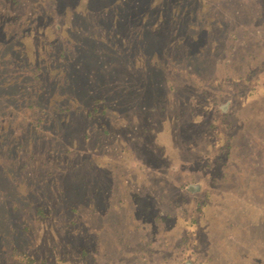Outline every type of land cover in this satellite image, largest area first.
<instances>
[{
    "label": "rangeland",
    "instance_id": "374dc122",
    "mask_svg": "<svg viewBox=\"0 0 264 264\" xmlns=\"http://www.w3.org/2000/svg\"><path fill=\"white\" fill-rule=\"evenodd\" d=\"M134 1L0 0V264H264V0Z\"/></svg>",
    "mask_w": 264,
    "mask_h": 264
},
{
    "label": "trees",
    "instance_id": "16d2710c",
    "mask_svg": "<svg viewBox=\"0 0 264 264\" xmlns=\"http://www.w3.org/2000/svg\"><path fill=\"white\" fill-rule=\"evenodd\" d=\"M77 1H81V4H80V6H77V7H80V8H82V9H84V8H89L90 7V9H89V13L91 14V11H92V13H93V10H92V3H91V1L92 0H77ZM96 1V0H95ZM123 2L125 1V0H122ZM135 2V4L136 5H138V6H145L146 5V3L143 1V0H135L134 1ZM103 7H105V5H103ZM170 7H172L171 5H165L164 4V6H163V13L162 14H164V15H166V14H168L169 12H170ZM67 11H69V12H75V10H74V6H72V8H69V7H67ZM105 11V10H104ZM162 12V11H161ZM76 13V12H75ZM81 15H85L86 16V14H83L82 12L80 13ZM105 15H106V12L104 13ZM72 19V18H71ZM74 19V18H73ZM72 19V20H73ZM169 23V22H168ZM158 26H156V27H154L155 25H154V23L150 26V25H148V32L147 33H151V32H155L157 35H155V36H152L151 35V38H150V40H151V42H152V44L157 48V49H159V50H162L163 52H168V50H172V51H174L175 50V47L172 45V46H170V40H174L173 41V43H176V38H169L168 36H170L171 34H173L174 32H175V29L173 28V27H171L170 26V24H157ZM101 36H102V34H101ZM105 37V39H103V37H101V41H106V36H104ZM114 44H115V42L113 43H111L110 44V47H113L114 46ZM4 54H2L1 52H0V60H3L4 59ZM21 58V54H17L15 57H14V59L15 60H19ZM93 60H97V64L99 63L98 62V59H97V57L96 56H94V58H93ZM23 64V65H22ZM2 67V66H1ZM0 67V71H2L3 69V67L1 68ZM26 66L24 65V63L20 60V65H18V70H21V69H24ZM48 78H50L49 76H48ZM94 91V90H93ZM62 93H64V92H62ZM85 93H87V92H84V94ZM125 93V92H124ZM86 96H87V94H85ZM68 97V96H67ZM66 99V98H65ZM109 105L106 103V101H105V99L103 98H95L94 99V101L92 100V103H90L89 104V107L85 110V107H84V109H83V111H84V116L85 117H89V118H92V119H94L96 116H97V114H103L104 113V110L105 111H108V109H109ZM74 114H78V110H76V108H74V109H72V108H70V104H68V103H66L65 105H62V106H60V105H58L57 106V108L55 109V111L53 112V114L51 115V118H52V120H53V122H55L56 124L57 123H63V124H65V123H69V120H71V118L73 117V116H78V115H74ZM79 117V116H78ZM40 121L41 120H37L36 121V124L38 123H40ZM104 125V124H103ZM103 125H100V126H103ZM72 126H73V124H72ZM106 126V125H105ZM107 131L105 130L104 131V133H106ZM108 133V132H107ZM54 136L56 137V139L58 140L59 139V137H58V135L57 134H55V132H54ZM87 137V135H85V134H83L82 135V139L83 138H86ZM72 146V145H71ZM84 162V161H83ZM28 165V164H27ZM74 169L75 170H80L79 169V164L77 165H75L74 166ZM32 171L33 170H28V175H32ZM78 172V171H77ZM81 173V172H80Z\"/></svg>",
    "mask_w": 264,
    "mask_h": 264
}]
</instances>
